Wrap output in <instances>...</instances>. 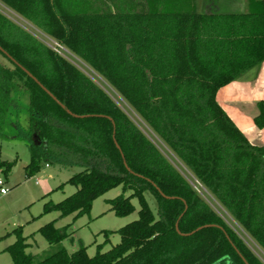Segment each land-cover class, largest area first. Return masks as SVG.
I'll return each mask as SVG.
<instances>
[{"label": "trees", "instance_id": "obj_1", "mask_svg": "<svg viewBox=\"0 0 264 264\" xmlns=\"http://www.w3.org/2000/svg\"><path fill=\"white\" fill-rule=\"evenodd\" d=\"M0 1L99 72L264 252V147L250 144L215 100L220 87L264 60V29L257 28L264 13H73L56 0ZM0 46L64 105L0 51L13 65L0 64V130L15 78L29 88V127L17 128L30 153L25 175L42 163L80 168L65 182L77 189L44 203L43 213L88 214L94 199L117 186L121 193L107 200L116 215L134 211L132 198L139 203L138 218L116 231L119 243L106 252L99 245L93 256L84 245L68 252L66 229L50 221L38 231L56 249L38 258L16 228L5 248L13 264H245L235 248L249 264H263L101 88L1 13ZM257 106L254 123L263 127L264 101ZM11 165L0 161L4 171Z\"/></svg>", "mask_w": 264, "mask_h": 264}, {"label": "rangeland", "instance_id": "obj_2", "mask_svg": "<svg viewBox=\"0 0 264 264\" xmlns=\"http://www.w3.org/2000/svg\"><path fill=\"white\" fill-rule=\"evenodd\" d=\"M56 2L60 11L73 13L123 11L171 13L179 10L177 9L178 6H181L185 0H56ZM0 13L45 46L50 48L49 44H52V40L55 41L39 26L19 15L2 1H0ZM65 49L64 58L101 88L195 188L196 181L192 179V175L186 166L115 88L82 57L67 47ZM0 64L13 69L12 63L1 53ZM15 79H17V84L12 87L8 95L7 113L0 130V161L12 163L8 171L0 168V179L5 181L4 185L9 189L6 194L0 195V264H13L11 256L5 248L16 239V234L13 232L16 228L21 229L22 235L25 236L26 242L29 244L26 249L28 253L41 258L54 251L56 245H50L38 231L39 227L50 221H54V226L57 228L66 229L67 236L62 240L61 245L70 253L79 248L80 245L87 247L86 251L89 256L95 255L99 245L101 252L110 250L120 241V235L116 231L138 218L139 203L137 199L135 197L131 199L134 205L132 213L125 216L116 215L110 209L107 200L121 193V187L117 186L94 199L88 214L77 217H74V213L60 216L57 210L43 213L44 203L48 201L59 202L77 189L74 185L65 182L80 168L74 165L54 164L48 166V164L42 163L37 173L31 177L25 175L24 169L29 162L30 153L26 141L18 135L17 128L28 130L30 96L29 88L24 83V77ZM62 183L63 186L59 188L58 186ZM198 189L211 208L228 225L235 227L253 253L264 264V252L260 247L230 220L229 213L220 206L214 197L207 196L205 189L200 187ZM130 192L127 191L125 194L128 195ZM145 197L152 212L156 215L157 202L154 195L146 191ZM105 231L111 232L107 233L108 237L105 236Z\"/></svg>", "mask_w": 264, "mask_h": 264}, {"label": "crops", "instance_id": "obj_3", "mask_svg": "<svg viewBox=\"0 0 264 264\" xmlns=\"http://www.w3.org/2000/svg\"><path fill=\"white\" fill-rule=\"evenodd\" d=\"M178 7L176 12L189 11L204 15L264 13L261 0H185ZM257 28L264 29V25L259 24ZM215 100L250 144L264 147V126L257 127L254 123L259 112L257 103L264 101V60L220 87Z\"/></svg>", "mask_w": 264, "mask_h": 264}, {"label": "water", "instance_id": "obj_4", "mask_svg": "<svg viewBox=\"0 0 264 264\" xmlns=\"http://www.w3.org/2000/svg\"><path fill=\"white\" fill-rule=\"evenodd\" d=\"M0 51L5 54L10 60H12V62H14L15 64H17L29 77H31L53 100H55L61 107L64 108V105L45 87L43 86L39 81L38 79L30 72L28 71L26 68H24L22 65H20L17 61H15L1 46H0ZM66 112L69 113V114H72L70 110L66 109ZM114 143L116 144V146L118 147L116 141L114 140ZM125 166L127 167V165L125 164ZM158 191L160 192V190L158 189ZM161 195H163L161 192H160ZM211 226V224L209 225H204V226H199L198 228H196L195 230L189 232V233H185V235H190L192 233H194L195 231H198L204 227H209ZM175 229L177 232H179V229H178V220L175 224ZM235 248V247H234ZM236 252L238 253V255L241 257V259L243 260V262L245 264H249L247 262V260L241 255V253H239V251L235 248Z\"/></svg>", "mask_w": 264, "mask_h": 264}, {"label": "built area", "instance_id": "obj_5", "mask_svg": "<svg viewBox=\"0 0 264 264\" xmlns=\"http://www.w3.org/2000/svg\"><path fill=\"white\" fill-rule=\"evenodd\" d=\"M52 44H49V46H50L51 49H53L55 52H57L61 56L65 55L66 49H65L64 45H62L61 43H59L56 40L55 41L52 40ZM4 184H5V181L3 179H0V195L6 194L8 192V190H9L8 187H6ZM198 187H200L201 189H203V187L201 186V184L198 181H196L195 188L198 191H200V189H198Z\"/></svg>", "mask_w": 264, "mask_h": 264}]
</instances>
